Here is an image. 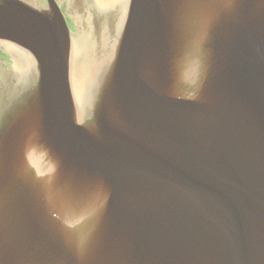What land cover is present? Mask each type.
Listing matches in <instances>:
<instances>
[{
  "label": "water",
  "instance_id": "95a60500",
  "mask_svg": "<svg viewBox=\"0 0 264 264\" xmlns=\"http://www.w3.org/2000/svg\"><path fill=\"white\" fill-rule=\"evenodd\" d=\"M45 3L0 0V264H264V0Z\"/></svg>",
  "mask_w": 264,
  "mask_h": 264
},
{
  "label": "flooded vegetation",
  "instance_id": "af4514ba",
  "mask_svg": "<svg viewBox=\"0 0 264 264\" xmlns=\"http://www.w3.org/2000/svg\"><path fill=\"white\" fill-rule=\"evenodd\" d=\"M0 61H2V56H1V54H0Z\"/></svg>",
  "mask_w": 264,
  "mask_h": 264
}]
</instances>
